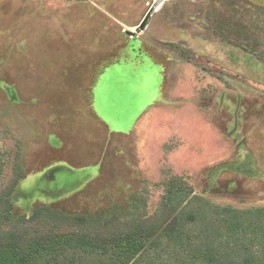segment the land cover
<instances>
[{
    "label": "rangeland",
    "instance_id": "1",
    "mask_svg": "<svg viewBox=\"0 0 264 264\" xmlns=\"http://www.w3.org/2000/svg\"><path fill=\"white\" fill-rule=\"evenodd\" d=\"M16 165L11 215L39 234L41 208L94 234L157 224L175 178L187 242L202 202L263 209L264 0H0V198ZM145 252L195 264L159 237Z\"/></svg>",
    "mask_w": 264,
    "mask_h": 264
},
{
    "label": "trees",
    "instance_id": "2",
    "mask_svg": "<svg viewBox=\"0 0 264 264\" xmlns=\"http://www.w3.org/2000/svg\"><path fill=\"white\" fill-rule=\"evenodd\" d=\"M14 171L8 189L0 198V264H81L84 254L93 258L91 264H136L149 243L156 245L158 237L179 243L187 252L186 258L195 264H264V208L237 210L202 202L201 207L188 215L187 219L197 230L193 233L194 241L187 242L192 236H184L187 223L179 221L183 214L179 209L188 206L185 204L193 192L182 178H175L168 185L166 199L169 206L174 201L177 204L157 224L127 222L123 223L122 231L116 232L112 231L111 222L107 225L108 233L94 234L82 229L88 223L85 217L41 208L33 212L30 222L37 227H53L48 233L39 234L38 230L31 231L30 226L24 225L25 216L16 219V223L11 215L10 196L23 175L19 165ZM5 223H11V230H3ZM63 225L79 229L56 230Z\"/></svg>",
    "mask_w": 264,
    "mask_h": 264
},
{
    "label": "water",
    "instance_id": "3",
    "mask_svg": "<svg viewBox=\"0 0 264 264\" xmlns=\"http://www.w3.org/2000/svg\"><path fill=\"white\" fill-rule=\"evenodd\" d=\"M126 34L132 37H135L136 33L131 32V31H126Z\"/></svg>",
    "mask_w": 264,
    "mask_h": 264
}]
</instances>
